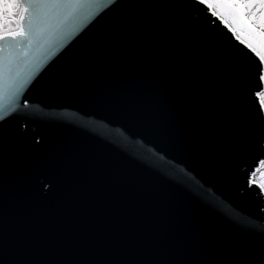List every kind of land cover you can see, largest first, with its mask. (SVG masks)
Here are the masks:
<instances>
[{
    "label": "water",
    "instance_id": "water-1",
    "mask_svg": "<svg viewBox=\"0 0 264 264\" xmlns=\"http://www.w3.org/2000/svg\"><path fill=\"white\" fill-rule=\"evenodd\" d=\"M39 2L0 37V264H264V62L203 0Z\"/></svg>",
    "mask_w": 264,
    "mask_h": 264
},
{
    "label": "snow or ice",
    "instance_id": "snow-or-ice-1",
    "mask_svg": "<svg viewBox=\"0 0 264 264\" xmlns=\"http://www.w3.org/2000/svg\"><path fill=\"white\" fill-rule=\"evenodd\" d=\"M204 2L208 3L209 8H219V9H244L248 7V5L240 4L237 5L233 0H213V2H208V0H204ZM33 7L38 14V18L42 23L46 24L53 32L63 30L64 35L70 34L75 31L76 28L82 23L84 20H87L88 17L92 14V10L96 7L91 0H41V2L30 5ZM261 7H264V2H262ZM215 11L213 15H217ZM221 18L224 17V13H219ZM237 21L235 18L233 19V23ZM240 23L246 24L248 28L255 31L253 25L249 20H247L243 15L240 16ZM225 23L228 24V21L225 20ZM261 25H264V17L261 18ZM228 27L231 31L236 32L237 29L232 27V24H228ZM6 36L11 35L15 36L16 33H6ZM21 36H25V33L21 31L19 33ZM261 37H264V32L259 33ZM31 28L27 34V38L29 39V43L31 42ZM237 39H241L240 36H237ZM246 41L241 39V43H245ZM248 47H252L249 43ZM7 45L5 48L0 49V51L5 52L3 57V73L5 76V80L7 81L8 75L11 72V53L6 51ZM255 51V49H253ZM264 60V57H261ZM256 76H259V63L256 62ZM5 93H7V86L5 88ZM10 99V97H9ZM27 104V101L24 102Z\"/></svg>",
    "mask_w": 264,
    "mask_h": 264
},
{
    "label": "rangeland",
    "instance_id": "rangeland-1",
    "mask_svg": "<svg viewBox=\"0 0 264 264\" xmlns=\"http://www.w3.org/2000/svg\"><path fill=\"white\" fill-rule=\"evenodd\" d=\"M208 2H213V0H208ZM233 2L237 5H248V7L237 8L232 15H224L222 20L224 22L227 20L228 24H232V27L237 29L236 35L245 40L247 44L250 43L260 57H264V37L259 35V33L264 32V25H261V18L264 17V7H261V4L264 0H233ZM21 14L20 0H0V34L16 27ZM241 15L251 22L255 31L248 28L246 24L239 22ZM219 16L221 17V15ZM234 18L236 23H233ZM255 181L264 188V167L256 175Z\"/></svg>",
    "mask_w": 264,
    "mask_h": 264
},
{
    "label": "bare ground",
    "instance_id": "bare-ground-1",
    "mask_svg": "<svg viewBox=\"0 0 264 264\" xmlns=\"http://www.w3.org/2000/svg\"><path fill=\"white\" fill-rule=\"evenodd\" d=\"M19 31H20V25H19V22H18V24H17L16 27L6 30V31H5L4 33H2L1 35H5L6 33H18ZM263 167H264V166H263ZM263 167H262V168H263Z\"/></svg>",
    "mask_w": 264,
    "mask_h": 264
}]
</instances>
